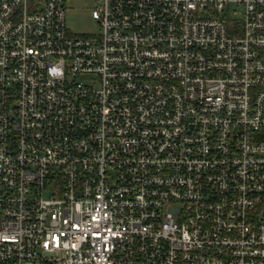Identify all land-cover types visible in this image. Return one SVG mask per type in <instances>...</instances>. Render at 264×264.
Instances as JSON below:
<instances>
[{
	"label": "built area",
	"instance_id": "1",
	"mask_svg": "<svg viewBox=\"0 0 264 264\" xmlns=\"http://www.w3.org/2000/svg\"><path fill=\"white\" fill-rule=\"evenodd\" d=\"M0 0V264H264V0Z\"/></svg>",
	"mask_w": 264,
	"mask_h": 264
},
{
	"label": "rangeland",
	"instance_id": "2",
	"mask_svg": "<svg viewBox=\"0 0 264 264\" xmlns=\"http://www.w3.org/2000/svg\"><path fill=\"white\" fill-rule=\"evenodd\" d=\"M93 0H68L65 22L71 34H95L100 31L98 22L92 18Z\"/></svg>",
	"mask_w": 264,
	"mask_h": 264
}]
</instances>
